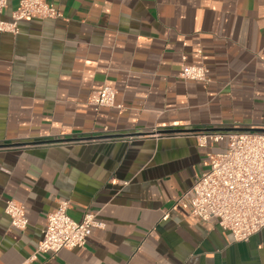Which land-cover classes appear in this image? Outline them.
Segmentation results:
<instances>
[{
    "label": "crops",
    "instance_id": "0c3cea01",
    "mask_svg": "<svg viewBox=\"0 0 264 264\" xmlns=\"http://www.w3.org/2000/svg\"><path fill=\"white\" fill-rule=\"evenodd\" d=\"M46 1L61 18L0 32V264H264V229L235 242L178 203L227 147L197 133L264 129V0ZM185 63L210 83L183 79ZM103 85L121 109L88 103ZM60 201L106 227L33 260Z\"/></svg>",
    "mask_w": 264,
    "mask_h": 264
},
{
    "label": "built area",
    "instance_id": "2783aa9c",
    "mask_svg": "<svg viewBox=\"0 0 264 264\" xmlns=\"http://www.w3.org/2000/svg\"><path fill=\"white\" fill-rule=\"evenodd\" d=\"M9 0H0V32L19 34V23L33 18L57 19L61 12L46 0H19L11 21L2 16ZM184 62L186 58L184 57ZM181 77L185 80L210 83L209 70L205 66L184 64ZM117 91L103 85L92 93L88 103L96 111L117 107ZM161 136V134H157ZM199 147L227 142L226 150L210 156L209 169L178 203L189 214L203 222H217L231 233L235 242H244L264 229V133L247 132H199L195 135ZM69 201H60L47 217L43 239L33 256H57L63 250L84 248L93 229L104 230L106 225L97 220L96 213L87 212L82 221L74 220L68 211ZM6 214L13 229L24 231L29 225L25 206L14 200L6 202ZM168 215L164 217L167 219Z\"/></svg>",
    "mask_w": 264,
    "mask_h": 264
},
{
    "label": "water",
    "instance_id": "95a60500",
    "mask_svg": "<svg viewBox=\"0 0 264 264\" xmlns=\"http://www.w3.org/2000/svg\"><path fill=\"white\" fill-rule=\"evenodd\" d=\"M247 131H258V132H263L264 129H243V128H237V129H215L213 132H247ZM179 131H166L164 133L168 134H174L178 133ZM54 142H60V141H54Z\"/></svg>",
    "mask_w": 264,
    "mask_h": 264
}]
</instances>
